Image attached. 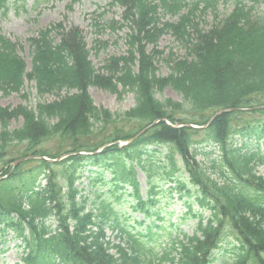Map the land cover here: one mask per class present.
Listing matches in <instances>:
<instances>
[{
    "label": "trees",
    "instance_id": "16d2710c",
    "mask_svg": "<svg viewBox=\"0 0 264 264\" xmlns=\"http://www.w3.org/2000/svg\"><path fill=\"white\" fill-rule=\"evenodd\" d=\"M116 1L124 9L130 41L127 55L108 59L102 72L88 61L83 37L75 28L66 30L58 24L29 38L28 73L16 46L0 36V94H19L27 80L34 84L38 99L56 98L37 102L35 109L0 108V167L13 161L6 162L4 156L13 143L25 144L24 152L32 156L55 159L72 154L55 164L38 162L35 169L47 182L42 189L35 186L34 178H24L27 173L33 176V170L22 171L21 167L1 180L0 225L21 240L22 264H202L226 228L241 241L234 264H264V176L257 175L264 162L232 148V132L236 130L248 140L264 135L250 131L252 124L264 121V109L257 111L259 121L240 119L241 112L222 113L202 131L201 140L196 138L199 131L164 123L202 126L217 111L264 105V17L253 18L252 8L237 0L221 23L202 31L190 19L192 11L179 17L176 24L161 23L158 8L176 15L188 8L186 0H161V6L149 0ZM257 1L264 7V0ZM6 9L4 0H0V13ZM166 33L185 43V58H161L162 52L155 46ZM149 45L153 49L147 53ZM159 60L169 69L166 76L157 75L155 61ZM88 87L118 99L131 93L134 106L119 114L96 108ZM166 88L180 95L187 108L171 100L159 101L157 94ZM18 119L22 125L8 130L9 123ZM156 120L159 123L129 146L118 147L117 141L134 138ZM109 126L113 128L105 134ZM100 135L103 140L97 141ZM48 141L57 142L56 155L37 149ZM204 143H213L220 153L208 166L195 160L198 145ZM107 144L100 154L77 155L94 153ZM148 146L167 147L173 171L177 169L173 156H178L196 189L197 203L212 213L204 226L199 216L197 231L201 238L184 237L182 242L172 243L162 256L119 228L125 245L110 242L105 230L111 208L104 202H92L96 212L86 211L89 198L75 187L83 164L88 163L110 169L121 189L128 185L136 194L133 165L147 173L141 159L146 154L142 150ZM160 167L156 175H161L159 170L165 173ZM178 187L184 188L182 183Z\"/></svg>",
    "mask_w": 264,
    "mask_h": 264
},
{
    "label": "rangeland",
    "instance_id": "374dc122",
    "mask_svg": "<svg viewBox=\"0 0 264 264\" xmlns=\"http://www.w3.org/2000/svg\"><path fill=\"white\" fill-rule=\"evenodd\" d=\"M26 8L34 6L35 0H25ZM41 2L42 0H38ZM219 4L217 6V13L220 18L225 17L232 10V1L233 0H219ZM250 5L252 1L243 0ZM111 0H51L49 2H41L39 5L33 10H19L18 14L15 15L13 11H10L9 14L0 20V31L6 37L10 38L14 42H18L22 48L19 51V56L25 61L26 66L29 65L28 51L25 46V39L30 35L34 34L38 29L42 27H46L52 23H65L66 26L77 27L82 32L84 40L86 42L87 48H95L99 49V53L95 54V51L90 53V60L95 67V69L101 67L105 60L110 56H119L125 53L126 48L124 47L122 38L123 33H109L108 30L102 29V27L96 23V20L100 18L101 13L104 14V19L106 21L109 20H118L120 18L121 11L116 7L110 4ZM225 4H224V3ZM262 8L259 6L255 7L256 13H261ZM198 15V14H197ZM213 18V13H208L203 27L207 28V26L211 23ZM68 24V25H67ZM93 41H100L98 45H95ZM107 44L106 49H104L105 44ZM158 50L163 51V56H166L169 52H171L174 57H182L184 56V50L181 45L174 42V39L170 37V35L163 36L158 42ZM151 50V47L147 49ZM157 72L159 75L168 74V68L162 64V62H158L156 64ZM32 84L26 83L24 84V89L21 94H12L8 97H2L0 95V106L1 107H10L13 108L19 104H28L30 107H35L36 99H35V91L31 87ZM91 99L96 107H102L104 109L109 110L112 113H120L123 112L133 105L132 95H125L122 100H118L116 96L109 95L106 92L97 89L90 88L88 90ZM26 95V99H23L22 96ZM62 95H64L62 93ZM161 100L171 99L175 102L181 101V98L174 93L170 89H165L162 94L159 96ZM55 98L52 96L44 97L41 101L51 102ZM20 125V120L17 122H12L10 124V129L18 127ZM55 143L48 142L42 145L45 149H50L52 151H56ZM23 148L22 145H18L15 149L11 148V154L18 153ZM202 160V159H201ZM136 178L140 185L141 197L144 199L146 196V177L139 170H135ZM105 180H110L108 174H104ZM84 185L86 182H84ZM158 190H165L168 185L161 186V183H158ZM93 191H98L99 186L96 184L92 187ZM107 190V189H106ZM128 193L131 191L128 189ZM120 195V192L117 193ZM133 201L129 199L127 202H124L118 210L120 214H125V216L129 213V204H132ZM166 203V199L161 200V204L158 207L163 206ZM169 204L166 207H163V211L160 216L164 217V223L166 228L168 226V220L171 218L170 223H174V230L172 234H177V232H182L190 236L195 229V221L191 219L182 220V214L184 212V207L181 204L180 200H177V194L172 196V200L168 202ZM156 207V208H158ZM155 208V209H156ZM169 214H172L170 217ZM121 216V225L129 226L132 224V220L126 221L125 217ZM132 218L137 219L138 222L141 220V217L137 214L131 215ZM153 220V219H150ZM148 222V221H146ZM167 224V225H166ZM162 233H159V236ZM110 235V233H109ZM114 234L110 235V238H113ZM163 242L164 246L169 242V238L160 239L159 243ZM3 252L0 253V264H17L19 263V253L15 248H13V243H8Z\"/></svg>",
    "mask_w": 264,
    "mask_h": 264
},
{
    "label": "bare ground",
    "instance_id": "6f19581e",
    "mask_svg": "<svg viewBox=\"0 0 264 264\" xmlns=\"http://www.w3.org/2000/svg\"><path fill=\"white\" fill-rule=\"evenodd\" d=\"M65 93V92H64Z\"/></svg>",
    "mask_w": 264,
    "mask_h": 264
}]
</instances>
